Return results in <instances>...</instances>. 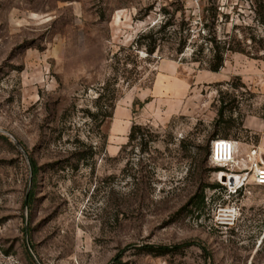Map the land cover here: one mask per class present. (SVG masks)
Returning a JSON list of instances; mask_svg holds the SVG:
<instances>
[{
  "label": "rangeland",
  "instance_id": "obj_1",
  "mask_svg": "<svg viewBox=\"0 0 264 264\" xmlns=\"http://www.w3.org/2000/svg\"><path fill=\"white\" fill-rule=\"evenodd\" d=\"M260 4L0 0V264H264V185L249 176L233 193L222 174L241 169L210 158L215 137L237 143L241 168L253 149L264 160V58L228 53L219 72L191 61L215 7L219 38L264 37ZM166 21L191 25L194 40L181 55L172 42L151 57L138 51V82L120 80L114 115L98 128L90 113L117 60ZM236 76L245 88H230ZM220 90L232 93L226 125H216ZM133 124L155 142L124 147ZM200 161L204 183L220 187L197 208L188 201Z\"/></svg>",
  "mask_w": 264,
  "mask_h": 264
},
{
  "label": "trees",
  "instance_id": "obj_2",
  "mask_svg": "<svg viewBox=\"0 0 264 264\" xmlns=\"http://www.w3.org/2000/svg\"><path fill=\"white\" fill-rule=\"evenodd\" d=\"M261 2V0H259ZM258 8L255 10L256 18L255 21L259 23L262 27H264V5H258ZM210 11V9H208ZM213 12V11H212ZM219 11L218 8H214V12L207 14L204 17V23L199 24V31L197 32V40L194 42V45L197 46V49L193 52L191 56L192 62H198L199 64H205L206 68L212 72H219L225 64L226 55L228 53H242L249 55L255 58H264L259 57L257 55L258 51H264V37H260L256 39L255 37H250L252 40V46L247 44L248 38L242 37L239 38L235 35H226L225 38H219L217 24L219 21ZM176 26V27H175ZM192 37V39H191ZM192 34L191 25H186L184 22L177 24L170 21H166L162 23L158 29L150 28L148 31L142 33L138 39H136L131 46L128 48L129 54L125 56V58L118 59L117 64L119 66L115 67V71L112 78H109L101 87V91L99 92V97L97 98V113H90L91 117L95 119L96 117H100L98 128H101L103 123L113 117L116 103L122 97V92L118 84L120 80H123V83L127 85V87L134 86L140 76L136 70L138 66V57L141 49H144L147 53V57L153 56L158 50L161 49L162 45L168 42H172L174 45V50L176 54L181 55L184 53L190 41L194 40ZM208 51V57L205 59L204 52ZM123 61V62H122ZM120 64L122 67H120ZM131 64L132 68H128L127 66ZM119 69H122L120 72ZM242 87H246L244 83H242V79L239 76H236L232 82H229L228 85L231 86L233 90L238 89V84ZM232 93L227 91L220 90L218 101L220 103V107L218 110V118L216 120V125H226L228 120L225 119L227 112V102L230 100ZM235 99V98H234ZM139 105L141 108L143 103L138 102L135 103ZM136 112V111H135ZM241 125V124H240ZM146 136L153 137V132H151V128L147 126H143L140 124H133L129 133V142L124 145L127 147L131 141L140 140V144L147 146L148 142H155V139L151 138L150 140L146 139ZM225 139L228 138V134L225 135ZM212 141H215L216 138L212 137ZM183 141L182 143H184ZM124 147L121 152L124 151ZM198 152H200V146L197 147ZM188 151V149H185ZM211 150V147H210ZM197 158V157H196ZM211 158V153H210ZM198 159V158H197ZM204 161H200L197 164L198 168V185L196 187V193L193 197H191L188 201V205L196 206L197 208H202L206 206V196L205 189L207 187L210 188H218L219 184L208 185L204 183ZM34 176L37 174L36 164L33 162ZM167 249H163L161 247H155L151 245L148 247V251L151 253L162 254L165 253Z\"/></svg>",
  "mask_w": 264,
  "mask_h": 264
},
{
  "label": "built area",
  "instance_id": "obj_3",
  "mask_svg": "<svg viewBox=\"0 0 264 264\" xmlns=\"http://www.w3.org/2000/svg\"><path fill=\"white\" fill-rule=\"evenodd\" d=\"M237 143L230 140H215L211 145V160L218 164L227 167L228 165L233 166V168L241 169L238 173L228 170L226 173L225 180L229 182L231 180V175L239 177L241 183L235 186L233 193H237L240 189L245 186L247 178L250 176L253 182L257 185H264V160L261 158L259 150L253 149L248 156L249 164L248 166H240V162L237 161ZM223 177V178H224Z\"/></svg>",
  "mask_w": 264,
  "mask_h": 264
},
{
  "label": "bare ground",
  "instance_id": "obj_4",
  "mask_svg": "<svg viewBox=\"0 0 264 264\" xmlns=\"http://www.w3.org/2000/svg\"><path fill=\"white\" fill-rule=\"evenodd\" d=\"M222 176L224 177L226 176V174H222ZM230 177H231V180L229 181V184L232 188H234L235 186L241 183L239 177H236V180L234 176L231 175Z\"/></svg>",
  "mask_w": 264,
  "mask_h": 264
},
{
  "label": "water",
  "instance_id": "obj_5",
  "mask_svg": "<svg viewBox=\"0 0 264 264\" xmlns=\"http://www.w3.org/2000/svg\"><path fill=\"white\" fill-rule=\"evenodd\" d=\"M15 145L21 152L25 153L22 146L18 142H15ZM224 180H225V177H224Z\"/></svg>",
  "mask_w": 264,
  "mask_h": 264
},
{
  "label": "crops",
  "instance_id": "obj_6",
  "mask_svg": "<svg viewBox=\"0 0 264 264\" xmlns=\"http://www.w3.org/2000/svg\"><path fill=\"white\" fill-rule=\"evenodd\" d=\"M263 145H264V144H262V145L260 146V151H261V152L264 151Z\"/></svg>",
  "mask_w": 264,
  "mask_h": 264
}]
</instances>
